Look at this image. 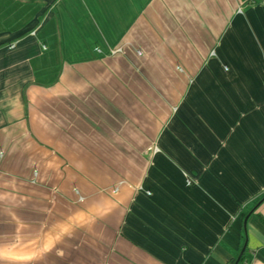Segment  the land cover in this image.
I'll return each mask as SVG.
<instances>
[{
	"label": "crops",
	"instance_id": "1",
	"mask_svg": "<svg viewBox=\"0 0 264 264\" xmlns=\"http://www.w3.org/2000/svg\"><path fill=\"white\" fill-rule=\"evenodd\" d=\"M0 264H264V0H0Z\"/></svg>",
	"mask_w": 264,
	"mask_h": 264
},
{
	"label": "rangeland",
	"instance_id": "2",
	"mask_svg": "<svg viewBox=\"0 0 264 264\" xmlns=\"http://www.w3.org/2000/svg\"><path fill=\"white\" fill-rule=\"evenodd\" d=\"M117 50H119V49H117ZM117 50H111L110 51V56L111 57H115V56H117V55H119V54H114L113 55V53L114 52H116ZM120 50H121V55H123V48H120ZM136 56H139V57H142V54H141V52H136ZM125 58H126V55L124 56ZM132 68L133 69H136V66H134V65H132ZM154 150H157V154H154ZM138 151V150H137ZM149 152H151L152 154H154V156H157L158 154H160L161 153V150H160V148H158L157 146H149V148H147V149H144L143 150V153L142 154H145V153H149ZM129 161V163H132V160H130V158H127V161L126 162H128ZM137 163V162H136ZM135 163V164H136ZM136 170L138 171V172H140V171H144L145 170V167H143V165H141V164H139L138 166H137V168H136ZM121 179V178H120ZM126 180L127 181H129V183H132L133 181H134V179L132 178V177H128V176H126ZM129 183H127V185H129ZM128 187H130L131 188V186H128ZM140 191V187H138V188H135V189H133V192L134 191ZM152 195L151 194H149V193H147V197H151Z\"/></svg>",
	"mask_w": 264,
	"mask_h": 264
},
{
	"label": "built area",
	"instance_id": "3",
	"mask_svg": "<svg viewBox=\"0 0 264 264\" xmlns=\"http://www.w3.org/2000/svg\"><path fill=\"white\" fill-rule=\"evenodd\" d=\"M120 53H121V50H117L116 52L113 53V55L114 54H120ZM153 152H154V154H157V150H154Z\"/></svg>",
	"mask_w": 264,
	"mask_h": 264
}]
</instances>
